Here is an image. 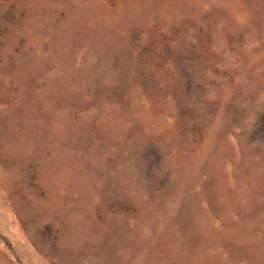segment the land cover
<instances>
[{
	"label": "rangeland",
	"instance_id": "rangeland-1",
	"mask_svg": "<svg viewBox=\"0 0 264 264\" xmlns=\"http://www.w3.org/2000/svg\"><path fill=\"white\" fill-rule=\"evenodd\" d=\"M0 264H264V0H0Z\"/></svg>",
	"mask_w": 264,
	"mask_h": 264
}]
</instances>
